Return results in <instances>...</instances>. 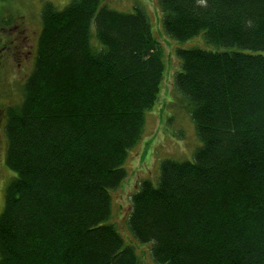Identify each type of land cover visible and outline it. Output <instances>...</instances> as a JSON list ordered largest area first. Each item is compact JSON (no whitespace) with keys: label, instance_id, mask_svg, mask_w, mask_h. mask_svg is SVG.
<instances>
[{"label":"trees","instance_id":"16d2710c","mask_svg":"<svg viewBox=\"0 0 264 264\" xmlns=\"http://www.w3.org/2000/svg\"><path fill=\"white\" fill-rule=\"evenodd\" d=\"M159 2L172 38L215 49L176 51L201 145L140 181L130 231L159 264H264V0ZM108 5L43 4L23 100L6 109L0 264H142L106 222L160 94L163 47L142 7Z\"/></svg>","mask_w":264,"mask_h":264},{"label":"rangeland","instance_id":"374dc122","mask_svg":"<svg viewBox=\"0 0 264 264\" xmlns=\"http://www.w3.org/2000/svg\"><path fill=\"white\" fill-rule=\"evenodd\" d=\"M72 0H0V214L4 209L6 189L15 176L6 163L8 138L5 131L6 109L23 100L24 83L31 74L38 38L42 29L41 11L45 2L58 9ZM113 9L134 11L142 7L152 23L154 36L163 47L164 78L158 100L146 116L141 140L129 150L125 162L127 177L120 187L111 191L112 215L106 222L120 232L126 245L133 246L142 264H159L150 254L151 243L138 241L131 233L128 215L131 195L143 179L158 183L163 159L193 161L194 153L201 145L187 103L174 88L175 74L180 70L178 48L200 47L214 50L199 34L189 40L172 38L163 25V12L159 0H104ZM92 34L95 33L93 26ZM95 37L93 38L94 41ZM138 187V188H137ZM150 244V245H148Z\"/></svg>","mask_w":264,"mask_h":264}]
</instances>
